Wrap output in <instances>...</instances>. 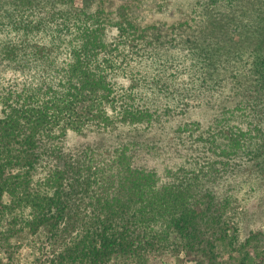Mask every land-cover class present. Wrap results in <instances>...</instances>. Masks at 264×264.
Masks as SVG:
<instances>
[{
	"label": "trees",
	"instance_id": "1",
	"mask_svg": "<svg viewBox=\"0 0 264 264\" xmlns=\"http://www.w3.org/2000/svg\"><path fill=\"white\" fill-rule=\"evenodd\" d=\"M141 3L0 0V221L11 215L0 227V243L14 237L15 244L3 245L11 248L10 264H19L15 254L24 244L34 254L32 264H172L173 257L192 264H264L254 261L250 239L239 242L238 228L227 227L225 201L199 186L206 183L202 172L216 164L220 170L228 160L207 141H214L212 126L210 133L197 128L194 134L204 142L196 147L204 146L205 162L182 167L180 174L172 169L170 183L159 184L154 167L135 161L143 146L171 147L151 137L157 131L143 137V121L146 131L164 127L134 105L132 80L119 98L107 76L125 69L113 55L139 48L143 31L129 17ZM110 25L118 30L112 42L106 39ZM15 31L21 40L11 39ZM39 32L50 36L32 43ZM259 36L253 67L264 91V30ZM204 40H190L191 60L209 83L219 73L218 50H226L219 38L215 48ZM69 131L104 134L113 145L65 149ZM254 154L264 160V136Z\"/></svg>",
	"mask_w": 264,
	"mask_h": 264
},
{
	"label": "rangeland",
	"instance_id": "2",
	"mask_svg": "<svg viewBox=\"0 0 264 264\" xmlns=\"http://www.w3.org/2000/svg\"><path fill=\"white\" fill-rule=\"evenodd\" d=\"M141 1L129 17L143 31L138 37L139 48L133 53L113 55L112 59L125 62V69L109 70L107 76L119 98L132 80L136 85L134 105L142 111L149 110L153 114L152 123L158 119L164 127L163 131L155 127L146 131L148 124L143 121L140 123L143 137L157 131L159 134L151 137L165 139L171 147L143 146L135 154V161L142 168L154 167L159 184L170 183L175 174L172 169L180 174L182 167L205 162L207 156L201 152L204 146L196 147L204 142L196 140L194 134L197 128L210 133L212 126L214 141L209 137L207 141L214 145L212 149L216 152L224 153L228 162L220 170L216 164L207 174L202 172L206 183L202 186L200 182L199 186L225 201L223 217L227 227L235 225L239 242L250 239L248 249L258 255L254 261H264V169L260 168L264 160H256L254 154L255 146L264 136V91L257 83L253 67L254 44L264 30V0ZM95 5L94 2V9ZM199 28L205 29V35ZM117 34L115 25L107 27L109 42ZM49 36L39 32L32 43H44ZM217 37L226 53L218 50L222 53L217 62L219 73L213 74L209 83H203L201 75L194 71L190 40L205 39L202 45L215 48ZM11 39L19 41L22 37L15 31ZM100 68L106 73V67ZM184 129L187 130L184 132ZM119 133L126 135L122 130ZM170 133L175 135L173 141L168 138ZM102 141L113 145V140L100 133L69 131L62 139L64 148L69 150L100 145ZM167 167H171L169 172ZM8 198L3 196L1 201L6 202ZM10 216H3L0 227ZM13 238L5 242L15 244ZM5 242L0 243V264L11 263L6 254L11 248L3 246ZM21 251L15 254V261L32 264L31 247L24 244ZM173 259L172 264H192Z\"/></svg>",
	"mask_w": 264,
	"mask_h": 264
}]
</instances>
